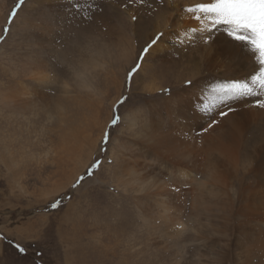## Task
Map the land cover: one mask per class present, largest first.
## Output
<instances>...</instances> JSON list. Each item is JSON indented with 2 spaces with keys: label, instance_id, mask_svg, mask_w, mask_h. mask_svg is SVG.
Here are the masks:
<instances>
[{
  "label": "bare ground",
  "instance_id": "6f19581e",
  "mask_svg": "<svg viewBox=\"0 0 264 264\" xmlns=\"http://www.w3.org/2000/svg\"><path fill=\"white\" fill-rule=\"evenodd\" d=\"M35 5L28 6L25 15L18 13L12 28L11 52L5 57L8 61L5 72L11 77H8L9 82H0V115L15 123L26 122L29 115L36 116L40 112L49 122L57 118L59 124L54 122L58 124L60 141L55 148L49 146L46 149L44 158L65 165L64 156L71 153L70 160L78 163L84 147L88 148V154L96 148L111 107L122 95L124 82L112 76L113 69L123 63L125 72L136 58L138 46L131 31L134 25L129 18L123 17L111 26H103L104 30H97L95 34L89 31L90 34L80 35L77 31L80 37L67 55L60 46L46 44L47 38L52 39L50 33L41 36L29 30L41 8H55L59 6V0H35ZM176 18V15L166 16V21L157 30L166 31L175 26L176 32L179 31L175 34H181L185 29L199 28L193 17L186 19L184 16L180 21L182 30H179L180 16ZM221 31V26L213 30L216 43L211 46L199 43L197 34V45L188 47L192 57L190 66L183 65L171 72L178 87L172 91L171 98L158 97L163 87L156 80V65L171 62V54L177 49L168 44L158 45L142 71L133 77L134 89L138 92L131 88L130 94L140 95V100L137 99L136 105H130L128 101L124 104L127 109L122 117L126 118V123L121 130L131 137H116L108 153L114 161L113 188L117 189L114 193L120 195V201L125 199L124 195L130 201L131 232L127 246L139 239L141 247L133 246V254H141L142 248L157 264H264V135L249 134L252 126L257 129L264 125V110L236 103V111L220 126L196 137L195 130L205 123L193 109L196 90L180 91V85L187 78L196 77L207 83L215 78L244 77L252 71L254 59H249L247 53L229 54L223 50ZM182 38L187 43V37ZM46 54L63 70L60 90L57 88L59 96L55 100L75 97L68 112L66 105L60 104L62 101L52 102L53 97L42 91V87L48 88L56 77L51 73L54 68L47 62ZM202 66L209 75L202 76L199 72ZM102 72L105 79L109 77L112 82L111 87L106 85L103 90L98 86ZM28 82L35 86H29ZM111 88L116 89L115 96L108 94ZM29 93L35 94L38 102H25ZM174 113L178 119L173 118ZM68 120L73 123L68 126L71 128L66 126ZM77 123L82 126L76 128ZM66 129L68 133L62 132ZM94 132L97 135L93 140ZM63 144L66 146L57 151ZM12 173L17 175L16 166ZM173 187L179 191H174ZM43 195L48 197L50 191ZM117 205L112 216L121 218L118 213L123 208L119 203ZM177 223H182L184 229H176Z\"/></svg>",
  "mask_w": 264,
  "mask_h": 264
},
{
  "label": "rangeland",
  "instance_id": "374dc122",
  "mask_svg": "<svg viewBox=\"0 0 264 264\" xmlns=\"http://www.w3.org/2000/svg\"><path fill=\"white\" fill-rule=\"evenodd\" d=\"M28 1H30V3ZM81 1L82 0H80V2ZM88 1L89 3L91 2V0ZM203 1L204 0H198L197 2L199 3ZM206 1L211 2V0ZM84 2L85 0L81 3ZM100 2L104 5L106 10L104 11L103 16L98 17L95 23L82 24L79 29L74 28V35H66V41H64L65 47H59L63 49L64 54L68 55V51L73 50L75 46L74 41L77 42V39L80 37L78 35L79 33L80 35L90 33L95 34L97 33V30H104L106 26L115 24L119 18L127 17L129 18V22L134 25V27L132 26L133 30L131 31L134 33V39L136 45L138 46L136 50L137 58L139 51L143 48L149 37L154 33V29L156 31L158 27H162V23L164 24L166 21V16L173 15L174 17V15H176V19H178L179 15L180 20L178 19V29L182 30L180 27V21L183 20V17L185 16L186 19L187 17L192 18V14L186 13L183 9L188 4V6H191L197 3H195V0H163V3L161 4L159 3V0H144L143 6L136 5L133 7L130 5L127 9H124L123 5L127 4L128 0H100ZM16 3L17 0H0V32H2L7 16ZM43 3L49 4L50 2L43 1ZM148 5H151V16L148 15L150 10ZM28 6L36 7L35 0H26L20 12L25 15ZM68 7H70V5L67 3V0H64L63 4H61L59 0V6L55 8H60L61 11H63ZM133 14L142 17V19L135 23L132 22L131 16ZM77 19H79V17H77ZM155 24L158 25L156 26ZM172 27L168 28L166 30L167 32L165 31V42L161 44H166V46L168 44V46L173 47V43L171 41L175 39V36H168L167 34L178 33L179 31L176 32L177 27L174 26L175 28L173 27V29ZM89 31L91 32L89 33ZM147 35L149 36L146 37ZM69 40H72L73 42L70 43ZM9 41L10 40L7 42L8 44L6 43L0 45V82L2 83H5L6 81L9 82L10 80L8 77H11L9 73L5 72V70L8 69V61L5 57H8L11 52ZM49 42L52 47L56 45L53 38L51 40L47 38L46 44ZM55 47H58V45ZM174 48L177 50L171 54V62H158L159 64L156 62L157 65L160 66L159 68L156 65V80L160 81L163 88L170 87L172 91L178 88L177 84L174 83V70L177 71L183 65L189 67L190 65L188 63L191 64L192 61L188 47L186 53L188 52L189 54L184 53L185 48L181 46H176ZM182 48L183 51H180ZM46 60L48 63L52 64L54 70L51 73H54V76L56 75V77H54V83L48 88L42 87V91H45L47 96L51 98L53 97L52 99L54 100H52V102L55 101V103H60L62 101L60 104L63 103L62 105H66L65 110L68 112V108L70 109L72 107V102L75 97H71V99L60 98L59 100H55L57 99L56 96H59V81L60 75L62 78L61 72H63V70L55 63L54 58L50 55L46 54ZM134 61L129 65L127 70L133 66ZM123 65L124 64L122 63L117 67H114V74L112 76H116L117 79L124 82L122 95H126L128 97L127 101L130 105L133 103L136 105L141 96L133 95V93L132 95L130 94V89H134L135 80L132 79L133 81H131L130 84L125 83L127 70L123 72ZM202 67L199 69L202 76L209 75L206 67ZM172 71L173 73H171ZM55 72L59 73L57 74ZM103 78L105 79L104 72L101 73L98 80V86L101 90L105 89L106 85L108 87L112 86V82L109 77L105 80ZM30 83L32 82H28L29 86H35L34 83ZM55 88L56 90H54ZM111 89L108 94L115 96L116 89ZM135 91L138 92L137 90ZM158 97L162 98L166 97V95L158 92ZM65 100H67V102ZM123 106H121L120 109L121 116H123V112L127 109V105H125L124 108ZM105 113L106 112H104V114ZM104 114L102 113V115ZM70 120L66 123L67 127L73 124ZM25 121L26 122L20 120L16 123L8 122L5 118H1L0 115V233H4L9 239L18 241L22 245L28 247V254L25 257L20 258L15 249L12 248L8 242L0 241V264H157L155 260L147 257L146 253L142 251V248H140V251L142 252L141 254H135L136 256L133 254V246H136V248L141 247V244L138 243L140 242L139 239H137L138 241H131L130 247L127 246V243L130 240V238L128 240V233L131 232L129 228V223L131 222L130 201L128 198L126 200L127 196L125 195V199L122 198V201H120L119 194L109 191V188H113V185L115 184L113 183L114 179L112 174L113 164H105L104 168L96 176V179L101 182V185L97 186L94 190L103 194V197L107 202L106 207L98 208L90 201V190H86L88 187L86 185L85 188H81L78 192L72 193L71 200L65 199L63 206L59 210H51L50 208H48L47 211L45 210L56 195H63L71 192L69 187L70 184L74 182L75 178L90 162L97 146L90 154H88L89 151L87 152L88 148L84 147V150L79 153L78 163L70 160L71 153L70 155L66 154L64 156L68 161H63L64 163H67L65 165H63L60 161L56 162V160L53 159L46 161L44 158V152L46 149H48L49 146L55 148V146L59 143L58 141H60L57 137V125L59 124L57 118L49 122L46 120L45 115L40 112L36 116L29 115ZM44 122L46 126H44ZM104 123H107V121ZM80 126L82 125L77 123L76 128ZM71 127L72 126L68 128ZM256 127L257 126H252L249 129V134L255 133L256 137L263 136L264 125L261 126L262 128L258 126L256 129ZM260 128L261 130H259ZM62 132L68 133L67 129ZM95 134L97 135V132L93 133V140L95 139ZM111 137L112 141H114L116 137L128 138L131 136L119 127L112 130ZM66 144L58 146L57 151L60 150L61 147H64V145L66 146ZM15 166L17 167L18 172L16 176L12 173ZM74 171L77 173L76 175ZM103 185H107V187H103ZM45 191H50V195H48V197L45 196L46 198H44L43 195ZM117 203L122 205L123 209L118 214L122 215L121 218L125 216L123 219L120 217L114 218L112 216V214L115 213V209L118 207ZM111 219H115L114 221L116 222ZM120 220H124L125 222ZM37 251H42L41 257L36 256Z\"/></svg>",
  "mask_w": 264,
  "mask_h": 264
},
{
  "label": "snow or ice",
  "instance_id": "6c2138e0",
  "mask_svg": "<svg viewBox=\"0 0 264 264\" xmlns=\"http://www.w3.org/2000/svg\"><path fill=\"white\" fill-rule=\"evenodd\" d=\"M26 0H17L16 5L11 9L7 16L6 23L0 32V45L6 44L11 37L12 28L18 18V13L22 9ZM63 4L64 0H60ZM70 7L61 11L60 8H41L39 15L29 30L38 35L51 34L53 41L61 48L65 47L66 35H74L73 29H79L82 24L95 23L98 17H102L105 11L104 5L100 0H67ZM163 3V0H159ZM143 6L144 0H128L123 5L124 9L129 6ZM148 15H152L151 5ZM183 11L192 14L193 19L199 24V28L185 29L181 34L168 33L169 36H175L172 41L173 47L181 46L185 50L187 47H195L198 43L197 34H199V43L205 46H211L216 43L213 30L218 26L222 27L221 43L223 50L229 54L247 53L249 59H254L252 71L244 77H224L215 78L213 81L202 83L199 78H187L180 85V91H195L196 103L193 105L205 123L196 131V137H202L205 133L215 130L221 125L231 113L236 111L234 105L243 103L250 108L264 110V0H211V2H199L187 6ZM79 17V19H77ZM142 17L133 14L132 22H138ZM47 30V33L45 32ZM166 33L164 30H156L149 37L143 48L139 51L133 66L127 70L125 83L130 84L133 77L137 76L147 62V58L159 44L165 42ZM183 37H187V43ZM67 63V61L65 62ZM64 66V65H62ZM71 67L70 64H68ZM161 94L172 97V89L161 88ZM128 100L126 95H121L112 105L110 117L107 121L101 136L97 142L95 153L84 170L70 184V193L56 195L52 202L46 207L51 210H59L65 199L71 200L72 193L78 192L81 188L89 191V199L98 208L107 206V202L101 192L94 189L101 185L96 179L97 174L104 168L105 164L112 165L113 159L108 156L109 149L113 146L111 133L113 129L119 128L126 123V118L120 114L121 106ZM27 103L38 102L35 94L29 93ZM174 119L178 116L173 114ZM98 154V155H97ZM107 187V185H103ZM174 191H179L173 187ZM109 191L116 192L117 189L109 188ZM145 223H147L145 221ZM159 223V221H157ZM184 225L177 223L175 228L183 230ZM0 241H6L15 249L20 258L28 254V247L18 241L9 239L4 233H0ZM37 257L42 256V251L36 252Z\"/></svg>",
  "mask_w": 264,
  "mask_h": 264
}]
</instances>
